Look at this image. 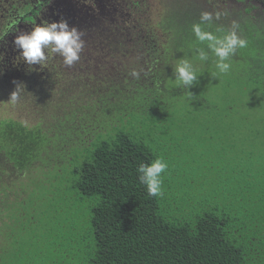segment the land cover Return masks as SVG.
<instances>
[{"label": "trees", "instance_id": "obj_1", "mask_svg": "<svg viewBox=\"0 0 264 264\" xmlns=\"http://www.w3.org/2000/svg\"><path fill=\"white\" fill-rule=\"evenodd\" d=\"M207 10L169 0L132 35L133 22L86 31L80 60L39 82L33 122L0 117V172L13 174L0 184V264H264V19L239 23L248 46L221 74L195 55L207 47L191 25ZM203 27L231 29L214 14ZM181 60L199 74L188 89ZM20 89L8 92L33 102ZM159 121L198 135L200 151L180 136L151 143ZM162 157L174 163L150 197L136 169Z\"/></svg>", "mask_w": 264, "mask_h": 264}, {"label": "flooded vegetation", "instance_id": "obj_2", "mask_svg": "<svg viewBox=\"0 0 264 264\" xmlns=\"http://www.w3.org/2000/svg\"><path fill=\"white\" fill-rule=\"evenodd\" d=\"M168 1L161 0L163 4H167ZM195 1L198 2L199 0ZM200 1L206 8L209 6L207 9H211L213 12H221V10L213 9L214 7L222 8L223 5L229 4H231L228 7L229 12L234 10L232 9L233 6L236 10L240 9L244 14L237 12L242 15V19L238 23L244 22L245 17L251 16L250 18L258 27V22L264 19V0ZM161 2L160 0H71L70 2H66V0H0V117L12 116L13 111L18 108L16 101L20 98L13 99V94H9L8 90L10 85L12 89L21 85L20 97L24 95L23 90H28L34 99L33 102H27L21 98L20 102L25 104L22 103L21 110L18 108L19 112H15H17L19 118L23 116L24 120L29 122L27 116L30 115L28 113L37 106L36 97L42 86L39 82L46 81L49 78L52 68L65 67L62 57L58 55H50L43 66L39 64L28 65L20 59V50L15 47L13 41L21 31H30L34 24H41L45 21L51 23L64 20L69 27H73L70 19L65 14L74 10L77 17L80 15L81 18L91 20L90 26L77 29L84 35L86 31L89 32L94 27H100L98 22H100L101 16L106 17L108 21L120 16L122 18L128 16V19L131 18L134 22L151 20L153 11L162 4ZM139 5L146 7L137 13L130 11L133 6L137 7ZM256 13H259L260 16L256 17ZM229 26H232V23ZM237 34L242 38L245 36L242 28L237 30ZM40 76H43L42 79ZM31 117L34 116L31 115ZM6 165L8 168L6 174L0 172V184L6 181L9 175H13L9 173V162ZM6 182L9 183V181Z\"/></svg>", "mask_w": 264, "mask_h": 264}, {"label": "clouds", "instance_id": "obj_3", "mask_svg": "<svg viewBox=\"0 0 264 264\" xmlns=\"http://www.w3.org/2000/svg\"><path fill=\"white\" fill-rule=\"evenodd\" d=\"M220 18V13L215 14V19ZM213 13L203 11L200 14L199 22L191 25L192 32L200 44H206L204 48H196L195 55L201 62L209 60V53L215 59V68L218 73L225 74L231 70L230 59L234 57L238 49L248 46V41L237 34L239 23L232 22L230 30L217 28L215 34L204 29V25H211ZM15 47L20 50L19 58L28 65H44L50 55L62 57L63 64L71 67L80 60V54L84 49L85 42L82 32L75 27H69L64 20L59 22H43L34 24L30 31H21L13 41ZM175 80L179 85L187 89L197 82L198 73L194 70L192 63L188 60H181L174 68ZM131 75L139 78V73L133 71ZM215 76V73L213 74ZM168 168L163 158H156L150 162H141L137 169L139 182L146 187L150 197L163 195V175Z\"/></svg>", "mask_w": 264, "mask_h": 264}, {"label": "rangeland", "instance_id": "obj_4", "mask_svg": "<svg viewBox=\"0 0 264 264\" xmlns=\"http://www.w3.org/2000/svg\"><path fill=\"white\" fill-rule=\"evenodd\" d=\"M229 5H231V4H229ZM229 5H223L222 6V8H213V9H217V10H221V12H213L211 9H208L207 11L208 12H211V13H213V14H216V13H220V15H222L221 17L222 18H224L225 19V24L227 23L228 25H230L232 22H233V20L235 21H237V22H240L241 21V19H242V17H241V14L240 13H243L240 9H238V10H236L235 9V7L233 6L232 7V9H234L232 12H229L228 11V7H229ZM208 6V5H207ZM146 6H142V5H139V6H137V7H135V6H133V8L132 9H130V11H134V12H140L143 8H145ZM209 7V6H208ZM207 7V8H208ZM156 12V11H155ZM155 12H153V13H155ZM237 12H240V13H237ZM244 14V13H243ZM260 15H259V13H256V17H259ZM251 17V16H250ZM250 17H245V22L246 23H248V24H252V25H255L254 24V22H253V20L250 18ZM101 18V20H100V22H98V24L100 25V27L99 28H103V30H105V29H107L106 30V32H108V33H117L118 31H120V29L122 28V26L124 25V24H127V27L128 26H130L131 25V23L133 24V26L134 27H132V30H131V34H129V35H132L134 32L136 33L137 32V30H138V28H137V26H138V22H134L133 21V19H131V18H129L128 19V16H125L124 18H122L121 16L120 17H117L116 19H114V20H112V21H108L107 19H106V17H103V16H101L100 17ZM142 21V20H141ZM151 21V20H150ZM256 26V25H255ZM126 27V28H127ZM257 27V26H256ZM103 30H101V31H103ZM122 32V31H121ZM128 34V33H127ZM113 35V34H112ZM123 35V34H122ZM121 35V36H122ZM125 35V34H124ZM83 36V35H82ZM114 37V36H113ZM112 38V37H111ZM167 38V37H166ZM166 38H164V39H166ZM163 39V40H164ZM141 71V70H140ZM12 116H14V117H18V114H17V112H15V111H13V113L11 114ZM172 115V117L173 118H176V116H178V114L177 115H175V114H171ZM180 116V115H179ZM30 122H33L31 119L29 120ZM164 125V123H161V121H159L157 124H156V127H155V129H154V134H153V138H152V140H151V143H152V141L154 142V141H159V142H162V141H160V140H162V139H165V140H168V142L171 140V139H173V138H177V137H185L186 138V140L188 141V142H185V144L187 145H189V144H191V150H194L195 152H198V151H200L198 148H196V146L198 145V142H197V140H200L199 138H198V135H190L189 137L188 136H183V135H177V129H175V128H171V127H167V126H163ZM259 125H261L260 123H257V126H256V128L259 126ZM47 127V126H46ZM261 127V126H260ZM262 128V127H261ZM252 131V130H251ZM180 134V133H179ZM261 134L262 135H264V127L262 128V131H261ZM152 137V136H151ZM158 137L160 138V140H158ZM187 145V146H188ZM168 155H169V153H165V159L168 157ZM163 158V157H162ZM166 162H167V164H168V167L170 166V162H173L174 163V158H171V159H169V160H165ZM13 180H15V179H12L11 180V182H10V184L12 185V182H13ZM15 182V181H14ZM19 184H20V182H19ZM18 187H19V185H18Z\"/></svg>", "mask_w": 264, "mask_h": 264}, {"label": "water", "instance_id": "obj_5", "mask_svg": "<svg viewBox=\"0 0 264 264\" xmlns=\"http://www.w3.org/2000/svg\"><path fill=\"white\" fill-rule=\"evenodd\" d=\"M70 1L71 0H66V2ZM65 15H67L68 19H70L71 24H73V27L77 29L86 28L91 25V20L81 18L80 15H78L77 17V14L74 10H72L71 12L68 11Z\"/></svg>", "mask_w": 264, "mask_h": 264}]
</instances>
